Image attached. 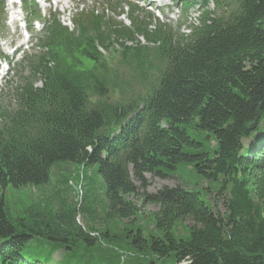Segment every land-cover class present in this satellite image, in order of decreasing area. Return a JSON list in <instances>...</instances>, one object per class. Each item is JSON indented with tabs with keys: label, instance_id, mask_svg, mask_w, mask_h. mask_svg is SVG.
Instances as JSON below:
<instances>
[{
	"label": "trees",
	"instance_id": "16d2710c",
	"mask_svg": "<svg viewBox=\"0 0 264 264\" xmlns=\"http://www.w3.org/2000/svg\"><path fill=\"white\" fill-rule=\"evenodd\" d=\"M203 3L179 39L136 22L103 30L97 16L74 33L52 25L15 107L0 110V264H264V0ZM115 46L117 63L100 53ZM61 165L89 171L82 203L10 209L9 189L46 188ZM182 165L218 185L214 204L180 185L149 192L148 175ZM130 197L158 207L156 234Z\"/></svg>",
	"mask_w": 264,
	"mask_h": 264
},
{
	"label": "rangeland",
	"instance_id": "374dc122",
	"mask_svg": "<svg viewBox=\"0 0 264 264\" xmlns=\"http://www.w3.org/2000/svg\"><path fill=\"white\" fill-rule=\"evenodd\" d=\"M108 0H99V5L96 6V8L101 10L102 7H105L107 5ZM175 2H178L179 0H174ZM67 1L64 2L61 6L57 8L58 13L60 14L61 11L66 9L69 6H76L75 3L71 2L68 5H66ZM174 4V2H173ZM77 7V6H76ZM73 9V7H72ZM196 10V9H195ZM176 11V9H175ZM146 12V11H145ZM145 12L141 13L140 15L142 17H145ZM178 12V11H176ZM170 13H173L171 11ZM195 11H191L190 14L188 15L189 17H183L179 12L178 15L176 14V17H179L181 22L183 24H187L186 21L190 17H194L193 15ZM109 17H113L112 14H109ZM69 15H66V19H68ZM124 18L120 19L123 20ZM181 22H176L173 21L171 23V26L176 27L178 26L179 23ZM125 23L129 25V22L127 19H125ZM15 37H10L9 38V44H11L14 41ZM4 50L7 53V50ZM13 75L10 76L11 82H16V78L12 77ZM5 86V89L3 92H0V104L1 107L4 108H9L14 104L13 101V86L7 87ZM16 85L14 86V88ZM0 89H2V86L0 85ZM205 146L208 150L212 151L213 149L216 148V142L213 138L210 137L209 140H205V136H202L201 138ZM253 141L249 140L246 142V144H252ZM60 167L59 169H53L52 171V182L50 186L46 188H26L22 189L19 191H14L9 189L6 193V200L7 204L10 207V209L14 212L17 213L20 210H25L28 207L34 208L33 206L36 207V209H44L46 208L49 203L53 205V202L59 203V201L64 202L66 206L74 207L75 205H79L80 202L82 203V198L85 195V186H84V178L87 176L89 177V171H85L84 169L80 168L79 166L76 165H70V166H64ZM147 178L151 182V186L149 188L150 193H155L157 190L162 189L163 187H176V186H184L187 189L193 190L196 189L197 191H203V192H209L211 194L212 202L214 204V200L216 198V193L219 189L217 184L209 183L206 182L204 179L201 177L197 176L195 171L193 170L192 167L182 165L179 166L178 170L175 172V174H172L171 177L168 179H160V178H153L152 176L148 175ZM89 181H87L88 183ZM94 195L91 197V201ZM100 197V196H99ZM101 197L99 198V200ZM132 202L138 205L139 208H141L140 215L137 218V224L138 226L146 233L149 235V233H155V224L154 221L151 218V214H154L158 211V207L153 206V205H142V202L138 200L137 198L130 197L129 198ZM216 210L219 211V213L224 214V207L222 203H219V205L215 208ZM78 223L81 225L87 224V219L86 216H83L81 219L78 217ZM126 223H115L112 225V233L115 235H121L123 232H125V229H129L128 227L125 226ZM192 223L190 221H187L185 226H191ZM96 228L101 229L99 227L98 222L96 223ZM179 234L181 236L186 235L188 232L185 229L184 226H179L178 228ZM156 234V233H155ZM93 236L97 237V234H93ZM61 252H57L53 260L54 262H58L61 260L62 257Z\"/></svg>",
	"mask_w": 264,
	"mask_h": 264
}]
</instances>
